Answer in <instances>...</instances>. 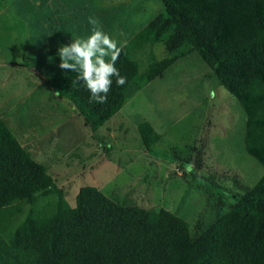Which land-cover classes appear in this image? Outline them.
Returning a JSON list of instances; mask_svg holds the SVG:
<instances>
[{"label":"rangeland","instance_id":"obj_1","mask_svg":"<svg viewBox=\"0 0 264 264\" xmlns=\"http://www.w3.org/2000/svg\"><path fill=\"white\" fill-rule=\"evenodd\" d=\"M164 8L162 0H0V116L63 191L18 203L15 228L60 200L76 206L80 188L91 185L123 205L168 209L196 235L263 177L264 166L246 150L243 107L197 53L142 88L133 82L125 105L96 132L55 91L68 73L57 51L91 35L90 17L124 47ZM167 56L163 43L132 54L140 76ZM142 122L161 135L151 148Z\"/></svg>","mask_w":264,"mask_h":264},{"label":"trees","instance_id":"obj_2","mask_svg":"<svg viewBox=\"0 0 264 264\" xmlns=\"http://www.w3.org/2000/svg\"><path fill=\"white\" fill-rule=\"evenodd\" d=\"M162 1L164 11L121 50L115 67L126 83L118 87L111 77L106 103H89L82 81L72 83V70L53 84L55 91L96 132L125 105L133 82L142 88L197 53L243 107L246 150L264 166V0ZM155 43L169 56L140 76L132 54ZM139 132L148 148L161 138L149 122ZM38 193L63 191L0 116V264H264V175L196 235L168 209L123 205L91 185L80 188L76 206L60 200L51 213L32 212L15 228L13 209L35 203Z\"/></svg>","mask_w":264,"mask_h":264},{"label":"clouds","instance_id":"obj_3","mask_svg":"<svg viewBox=\"0 0 264 264\" xmlns=\"http://www.w3.org/2000/svg\"><path fill=\"white\" fill-rule=\"evenodd\" d=\"M92 33L86 38L77 37L70 44L61 45L57 51L60 58L61 70H72L77 73L72 81L75 85L82 81L83 86L90 92L89 103H106L107 94L111 90L112 79L116 77V85L123 86L126 77L120 75L115 67L119 59L123 44L118 47V42L105 33L95 18H89ZM110 57V60H106ZM58 94V93H57ZM215 92L210 93L215 98ZM192 165H186V170H191Z\"/></svg>","mask_w":264,"mask_h":264},{"label":"crops","instance_id":"obj_4","mask_svg":"<svg viewBox=\"0 0 264 264\" xmlns=\"http://www.w3.org/2000/svg\"><path fill=\"white\" fill-rule=\"evenodd\" d=\"M64 100H66V98H64ZM66 102H68V104H70V105H72V108H75L76 109V107H75V105L74 104H72L70 101H67L66 100ZM73 110V109H72ZM78 112V111H77ZM3 118V117H2ZM4 119V118H3ZM4 121L6 122V120L4 119ZM7 123V122H6ZM9 126V125H8ZM10 127V126H9ZM11 128V127H10ZM12 129V128H11ZM13 130V129H12ZM13 132L15 133V131L13 130ZM16 134V133H15ZM17 136V135H16ZM19 139V138H18ZM26 139V138H25ZM20 140V139H19ZM20 142L23 144V146L26 148V146H25V144L23 143V141H21L20 140ZM28 150V149H27Z\"/></svg>","mask_w":264,"mask_h":264}]
</instances>
